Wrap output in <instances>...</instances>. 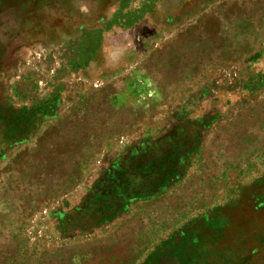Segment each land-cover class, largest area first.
Masks as SVG:
<instances>
[{
	"label": "rangeland",
	"instance_id": "1",
	"mask_svg": "<svg viewBox=\"0 0 264 264\" xmlns=\"http://www.w3.org/2000/svg\"><path fill=\"white\" fill-rule=\"evenodd\" d=\"M0 264H264V0H0Z\"/></svg>",
	"mask_w": 264,
	"mask_h": 264
}]
</instances>
